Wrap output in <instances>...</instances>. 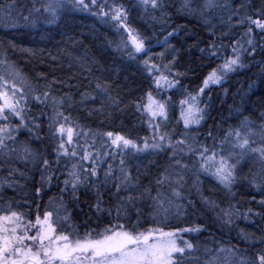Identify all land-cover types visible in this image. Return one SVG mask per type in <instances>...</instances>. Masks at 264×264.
<instances>
[{
	"label": "snow or ice",
	"instance_id": "6c2138e0",
	"mask_svg": "<svg viewBox=\"0 0 264 264\" xmlns=\"http://www.w3.org/2000/svg\"><path fill=\"white\" fill-rule=\"evenodd\" d=\"M36 3L39 7L33 4L21 10L19 0H5L0 3L2 22L12 28L57 23L67 6L88 11L123 34L116 42L117 51L130 60H139L137 71L146 74L149 81V90L133 104L150 135L132 138L82 124L72 116V110L83 108L89 118L103 115L110 119L117 112L123 113L128 105L118 92L114 94L111 84L100 78H96L91 91H80L76 100L70 92L60 90V85L68 86L66 81H49L43 73L29 77L8 55L16 46L0 42V204L7 205L0 208V264H264V231L258 236L240 233L250 248L259 245L249 254L237 245L224 247L210 232L211 224L170 231L143 227L145 219L156 224L170 217H187L189 210L195 215L193 190L221 230L231 228L241 217L264 220V112L259 113L260 123L238 112V126L224 130L221 137L209 130L211 147L199 137L200 127L210 115L211 97L208 103H202L206 89L211 92L215 86L223 88L231 76L253 69L254 81L264 84V0H136L138 20L130 19L131 9L119 0ZM174 16L201 23L210 37L206 47L196 45L202 60L208 62L200 67L210 70L202 76L194 94L181 85L180 77L186 73L172 67L180 59V50L171 40L181 31L190 35L186 26L169 23ZM157 26L162 39L157 35ZM254 28L259 31L254 32ZM153 40L165 51L171 50L166 64L154 62ZM20 51L37 55L32 49ZM163 57V52L157 54L158 59ZM80 67L92 76V67L82 61ZM153 88L160 99L153 95ZM173 89L184 97L178 102L184 130L178 134L161 127L167 124L169 108L175 107L168 95ZM224 91L227 95V89ZM89 103H98L99 107H88ZM48 145L52 146L50 153ZM161 154H165L167 164L160 166L154 179L142 183L141 177L151 174L150 166L155 161L149 159L143 170L136 161ZM245 167L250 168L248 173ZM29 173L36 185L32 193L35 199L29 203L26 195L22 198L24 207L35 205L34 219L31 212L13 209V202L17 207L19 202L4 199L9 189L14 194L25 190L21 180L28 181ZM201 176L216 182L227 200L225 206L204 195ZM243 182L261 197L257 200L252 195L250 201L259 210L249 207L241 211L232 202L236 197L234 187ZM53 189L55 192L49 195ZM89 191L94 200L85 211L80 207V197ZM44 197L48 201L41 213L36 200ZM73 210L87 218L83 234L75 227L71 233L65 231ZM203 232H208L209 241L182 240L183 246L177 243L182 233Z\"/></svg>",
	"mask_w": 264,
	"mask_h": 264
},
{
	"label": "trees",
	"instance_id": "16d2710c",
	"mask_svg": "<svg viewBox=\"0 0 264 264\" xmlns=\"http://www.w3.org/2000/svg\"><path fill=\"white\" fill-rule=\"evenodd\" d=\"M4 2L5 0H0V3ZM119 2L131 9L130 19H139L140 12L135 7L136 0H131V3L129 0H119ZM33 4L39 7L36 0H19L21 10H24V6L31 8ZM24 14L27 15V11H24ZM2 20L3 12L0 11V42H3L5 45L11 43L16 46V49L10 50L8 55L29 77L43 73L49 81L53 78L66 81L68 86L60 85V90L62 92H70L76 100H79L78 93L80 91H91L96 78H100L111 84L114 94L118 92L123 98L124 104L128 105L123 113L117 112L110 119H106L103 115H94L89 118L83 108L72 110V116L79 118L82 124L101 131H111L132 138L150 135L147 124L140 122L142 119L141 113L136 111L133 104L134 101L140 102L145 92L149 90V81L145 78L146 74L142 75L140 71H137V68L140 67L139 60H130L124 52L117 51L116 42H118L120 36L123 34L117 33L111 23H103L88 11H78L71 8L60 14V19L57 23L49 24L41 22L35 27L20 26L12 28L11 26H6ZM169 23L186 26L189 30L190 35L181 31L178 37L171 40V44L180 50V59L172 67L174 71L186 73L183 77H180L181 85L189 93L194 94L201 84L202 76L206 75L207 71L210 70L209 68L202 69L200 67L201 64L208 62L202 60L196 45L206 47L210 37L201 23L192 20L190 17L184 19L174 16V19L169 21ZM133 26L137 27L138 25L134 24ZM239 31L242 32L243 29H239ZM257 31L259 30L254 28V32ZM157 35L159 38H163V35L159 33L158 26ZM201 41L202 43H200ZM224 43H228V41L224 40ZM152 44H156L155 40L152 41ZM20 49H32L37 55L30 56L20 51ZM51 56H57V59L52 60ZM259 58L258 56L257 59ZM81 61L85 65L92 67L91 77H89L86 70L80 67ZM211 67H215V64H212ZM190 68H195L196 71H189L188 69ZM255 72L256 69H253L251 73L233 75L224 84L223 88L215 86L211 92L207 89L205 90L202 103H208V97H211V103L210 115L199 130V137L203 143L209 147L212 146V139L207 138L209 130L213 132L214 136L221 137L224 134V130L237 127L239 124V120L237 119L238 112H243L245 116L254 122L260 123L258 119L259 113L264 112V84H261L258 80L254 81L253 74ZM40 83L43 84L44 81L42 80ZM249 85H251V88ZM177 88L179 89L180 86L178 85ZM225 89H227V95L225 94ZM151 90L156 98L160 97L154 88ZM168 95L171 96L175 107L169 108L167 124L161 127L170 133L178 134L184 130L178 103L184 97L177 89L171 90ZM121 106L123 107L124 105ZM88 107L98 108L99 104L93 105L89 103ZM21 139H26V137L22 136ZM217 143H219V140H217ZM47 147L50 153L52 146L48 145ZM151 160H154L155 164L150 166V175L141 177V182L144 184L155 178L160 171V166L167 164L165 154L152 157ZM147 165L148 162L144 161L141 164V169L143 170ZM133 171L135 174V169ZM244 171L248 173L250 168L245 167ZM31 176L32 174L29 173L28 181L21 180V184L26 185L24 191L14 194L9 189L5 193L4 199L19 202V207H17V203L13 202L12 207L14 210L31 212L34 219L35 205L31 209L24 207V199L22 198L26 195L29 203L35 199L32 193L36 185L32 183ZM35 179L38 181L39 176L36 175ZM201 180L203 182L204 195L217 199L222 207L225 206L227 200L223 198V193L216 182L210 177L205 176H201ZM191 181L192 177L189 175V184H191ZM234 191L236 192V197L232 202L236 203L241 208V211L249 207L259 210L258 205L255 202L250 203V201L252 195H255L257 200L261 197L253 188L248 186L247 182H243L242 186L240 184L236 185ZM54 192L55 190L53 189V192H50L49 195H52ZM191 198L197 202V213L195 215L191 214V210H189L187 217H182L179 220L170 217L166 222H158L156 224H153L150 219H145L143 227H164L165 231H170L176 228L192 227L196 224H211L210 232L219 242L223 243L224 247L237 245L249 254L258 250L259 245L255 248H250L249 244L241 239L240 233H255L258 236L260 231H264V220L255 217L249 219L241 217L236 219L235 224L231 228L225 227L221 230L220 225L215 223L213 214L206 212L201 207L200 198L195 193V190H193ZM80 199V207L87 211L86 205L93 202L94 194L92 191L81 193ZM47 201L48 197H44L42 201L36 200V203L40 205L41 213H43ZM0 205L7 206L6 204ZM147 211L146 209V216ZM86 219L85 216L73 210L71 224L65 225V230L68 228L66 233H71L73 227H75L83 234L84 221ZM253 219L255 223H252ZM89 223L91 222L89 221ZM92 226L95 227V225ZM181 238L193 243H204L211 239L208 232L200 234L182 233Z\"/></svg>",
	"mask_w": 264,
	"mask_h": 264
},
{
	"label": "rangeland",
	"instance_id": "374dc122",
	"mask_svg": "<svg viewBox=\"0 0 264 264\" xmlns=\"http://www.w3.org/2000/svg\"><path fill=\"white\" fill-rule=\"evenodd\" d=\"M86 2H87V0H86ZM68 10H70V8L69 7H65V9L62 11V13L61 14H63L65 11H68ZM158 49L160 50V52L159 53H161V52H163L164 53V57H163V59L161 60V59H158L157 58V54L158 53H156L157 51H158ZM171 51L170 50H168V51H165V48H163V47H160V46H156V44H153V48H152V55H153V60H154V62L155 63H157V64H166L167 62H168V59H169V57L171 56V53H170ZM156 99H160V97H157ZM152 157H148V158H140V160L139 161H136V162H138V163H140V165L144 162V161H147L148 162V160L149 159H151ZM3 207H5L4 205H0V208H3ZM14 209V208H13ZM59 228V227H58ZM68 229V228H67ZM66 229V230H67ZM65 230V231H66ZM57 231H59V230H57ZM182 238H180V239H178L177 240V243L180 245V246H183V244H182Z\"/></svg>",
	"mask_w": 264,
	"mask_h": 264
},
{
	"label": "bare ground",
	"instance_id": "6f19581e",
	"mask_svg": "<svg viewBox=\"0 0 264 264\" xmlns=\"http://www.w3.org/2000/svg\"><path fill=\"white\" fill-rule=\"evenodd\" d=\"M160 52V50H158L156 53H159Z\"/></svg>",
	"mask_w": 264,
	"mask_h": 264
}]
</instances>
